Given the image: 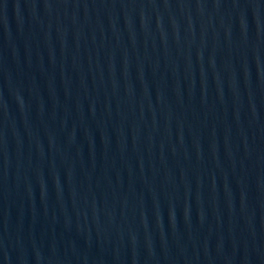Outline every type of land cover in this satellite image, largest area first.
Listing matches in <instances>:
<instances>
[{"label":"water","instance_id":"obj_1","mask_svg":"<svg viewBox=\"0 0 264 264\" xmlns=\"http://www.w3.org/2000/svg\"><path fill=\"white\" fill-rule=\"evenodd\" d=\"M0 264H264V0H0Z\"/></svg>","mask_w":264,"mask_h":264}]
</instances>
